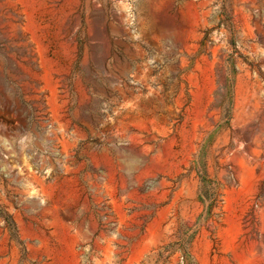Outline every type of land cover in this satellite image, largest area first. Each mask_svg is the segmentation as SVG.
<instances>
[{"label": "rangeland", "instance_id": "374dc122", "mask_svg": "<svg viewBox=\"0 0 264 264\" xmlns=\"http://www.w3.org/2000/svg\"><path fill=\"white\" fill-rule=\"evenodd\" d=\"M0 264H264V0H0Z\"/></svg>", "mask_w": 264, "mask_h": 264}]
</instances>
